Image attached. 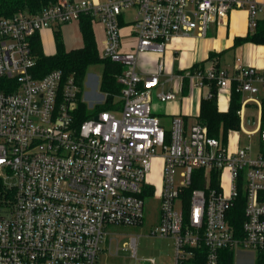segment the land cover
I'll list each match as a JSON object with an SVG mask.
<instances>
[{"label": "built area", "instance_id": "1", "mask_svg": "<svg viewBox=\"0 0 264 264\" xmlns=\"http://www.w3.org/2000/svg\"><path fill=\"white\" fill-rule=\"evenodd\" d=\"M244 8L254 32L264 14L256 0H58L37 14L0 17V264H96L107 228L143 224L142 195L157 158L164 183L151 234L175 240L171 264H220L227 250L264 255V130H246L260 134L256 156L252 146L231 151L199 122L187 131L183 116L165 130L152 105L154 97L176 100V88L164 89L176 78L187 79L191 91L214 83L218 98L242 96L244 129L248 119L261 122L264 70L239 59L235 73L212 65L163 81L162 61L153 74L138 72L140 54L162 56L177 38L206 37L212 24ZM129 11L137 44L123 51L121 18ZM83 16L104 26L101 57L123 72L119 113L79 121V86L60 70L36 78L31 41ZM250 104L257 116H246ZM195 182L200 187L191 189ZM238 205L239 227L232 214ZM138 240L125 243L135 259Z\"/></svg>", "mask_w": 264, "mask_h": 264}, {"label": "crops", "instance_id": "2", "mask_svg": "<svg viewBox=\"0 0 264 264\" xmlns=\"http://www.w3.org/2000/svg\"><path fill=\"white\" fill-rule=\"evenodd\" d=\"M73 1H88L91 3L101 4L106 0ZM256 2L264 6V0H256ZM263 15L264 14L260 15L259 19H262ZM121 22L123 36L122 49L123 51H131L137 44V38L134 34L132 19L128 21V12L123 14ZM57 29H60L62 33L64 45L67 51L84 47L80 22H73L40 32L39 37L42 50L45 55L51 56L57 52L55 41V31ZM93 30L100 54L99 49L104 48L105 46V29L102 24L93 23ZM249 32V14L247 9L233 10L223 24H212L208 29L206 37L202 38L197 35H192L177 38L168 44L165 53L162 56L156 53L140 54L138 59V72L143 76L153 74L156 72L160 62L162 61L165 69L162 77L163 81L170 79V77H183L186 72L196 66L197 68L200 67L202 69H207L212 65H215L217 68L227 69L231 73H235L236 65L238 64L237 61L239 59L243 65H252L259 70H264V45L255 43L236 45V39L246 37ZM231 53L233 54V57L232 59H228L227 57ZM211 55H214V57L210 59ZM98 85L101 89V81L99 84L97 79L94 87L95 90L98 88ZM175 88L177 90L176 100L162 103L154 97L152 104L153 111L159 118L164 129L166 126L171 129L173 119L177 116H183L185 128L189 131L192 125L199 122L201 101L202 99L210 97L211 88H195L191 91L189 89L187 79L183 78L178 80L176 78L167 83L164 89L169 91ZM93 97L95 98L93 99ZM222 98L223 95L218 98V108L220 112L225 113L229 110L230 102L227 100L228 102L222 104ZM82 101L85 102L87 106L89 103L91 105L97 104L96 106H98L102 101H106V94H98L97 92L93 93L91 91L84 94L83 89ZM260 123L258 124L257 122L255 126L257 125V127H260ZM248 126H252V123H248ZM233 136L235 138L234 142H232ZM228 141L231 151H235L239 148V134L235 135V131L232 132L231 138ZM146 188H153L155 194L154 186H148Z\"/></svg>", "mask_w": 264, "mask_h": 264}, {"label": "trees", "instance_id": "3", "mask_svg": "<svg viewBox=\"0 0 264 264\" xmlns=\"http://www.w3.org/2000/svg\"><path fill=\"white\" fill-rule=\"evenodd\" d=\"M58 0H0V17L11 18L19 14H37L45 8L54 5ZM80 28L83 35L84 47L76 50L67 51L64 45L60 29L55 31V41L57 52L54 55L47 56L44 54L41 46L39 34H36L31 41V48L36 59L35 76L42 78L48 73L60 70L64 79L73 78L80 88L79 102V121L90 117L88 106L82 101L84 83L88 69L97 64L103 66V76L101 79V91L106 94V101L98 105L95 109L100 111H112L117 108L116 99L121 96L122 86L118 83L117 78L123 72V66L110 60L103 59L98 51L97 42L93 30V20L90 16H83L80 20ZM245 43H255L264 45V15L259 19L254 32L244 38H237L236 45ZM214 55H211L210 59ZM197 68L194 67L193 69ZM0 87L1 81H0ZM211 96L201 101V111L199 123L205 126L209 136L220 139L224 144L228 143L229 133L238 131L240 127L239 111L242 104V96L233 92L231 96L229 110L220 112L218 108V88L213 83L211 85ZM119 105H120V100ZM262 114L260 130H264V95L261 96ZM200 187L196 182L191 189ZM148 194H154L153 188H146L143 199ZM236 214V220L241 225L243 220L242 206L238 205L232 212ZM234 251L221 252L220 264H234ZM256 264H264V255L258 253Z\"/></svg>", "mask_w": 264, "mask_h": 264}, {"label": "rangeland", "instance_id": "4", "mask_svg": "<svg viewBox=\"0 0 264 264\" xmlns=\"http://www.w3.org/2000/svg\"><path fill=\"white\" fill-rule=\"evenodd\" d=\"M134 15L133 11L128 12V21L132 19ZM100 48V54L102 50ZM233 54L228 55V59H232ZM103 76V66L101 64L93 65L88 69L85 83L84 94L87 92H97L103 94L98 85L95 90V83L98 79L100 81ZM95 95V94H94ZM95 97H93L94 99ZM156 98V97H155ZM157 99V98H156ZM119 98L116 99L117 108H119ZM97 104H88L89 115L93 116L98 113L95 109ZM113 109V111H118ZM258 114L257 107L254 104H250L246 109V116H256ZM256 126H246L238 128L239 132V147L246 148L252 146L254 156H256L261 150L260 134L258 132L248 134V132L254 131ZM166 130L170 128L165 127ZM232 142L235 141L233 136ZM162 152L159 150V155ZM163 169L164 160L162 158L154 159L152 162L151 173L147 176L146 182L155 187L156 194H148L145 199L144 206V220L140 226L133 227H118L112 226L107 228L106 235L101 243L99 256L96 264H153L151 260L155 261V264H171L175 260V240L173 238H165L161 236L152 235V231L158 226L160 220L161 200L158 195L163 189ZM177 208H180V204L177 202ZM132 236L139 237L137 243L136 259L132 258V251L125 246V243L130 242ZM258 254L255 251H236L234 264H256Z\"/></svg>", "mask_w": 264, "mask_h": 264}, {"label": "water", "instance_id": "5", "mask_svg": "<svg viewBox=\"0 0 264 264\" xmlns=\"http://www.w3.org/2000/svg\"><path fill=\"white\" fill-rule=\"evenodd\" d=\"M248 123H249V119H248ZM255 124H256V119L252 118V126H255Z\"/></svg>", "mask_w": 264, "mask_h": 264}, {"label": "bare ground", "instance_id": "6", "mask_svg": "<svg viewBox=\"0 0 264 264\" xmlns=\"http://www.w3.org/2000/svg\"><path fill=\"white\" fill-rule=\"evenodd\" d=\"M226 102H228V101H227V97H223V98H222V104H225Z\"/></svg>", "mask_w": 264, "mask_h": 264}]
</instances>
